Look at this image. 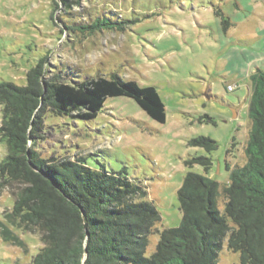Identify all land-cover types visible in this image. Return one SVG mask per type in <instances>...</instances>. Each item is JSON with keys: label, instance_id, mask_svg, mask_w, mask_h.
Instances as JSON below:
<instances>
[{"label": "rangeland", "instance_id": "1", "mask_svg": "<svg viewBox=\"0 0 264 264\" xmlns=\"http://www.w3.org/2000/svg\"><path fill=\"white\" fill-rule=\"evenodd\" d=\"M73 1L0 0V81L25 86L28 71L43 60L46 79L49 71L67 82L115 74L139 87H155L166 109L164 124L125 97L107 99L97 117L88 121L47 111L36 151L48 161L80 157L92 169L124 171L145 187L161 218L156 229L178 227L182 216L177 191L188 171L184 161L207 156L188 147L191 139L204 136L217 143L205 176L221 188L228 184L226 168L246 162L254 72L237 80L240 66L232 53L245 47V52L257 53L252 58H264L259 55L264 52V0ZM97 14L123 22L122 28L93 34L71 30ZM6 153L0 139V162ZM191 171L204 174L199 166ZM4 180L0 174V224L22 245L4 241L0 232V264H30L42 242L7 222L18 186L5 185ZM217 205L222 212V197ZM158 239V234L150 236L147 256ZM239 263L240 254L229 251L225 239L217 264Z\"/></svg>", "mask_w": 264, "mask_h": 264}, {"label": "trees", "instance_id": "2", "mask_svg": "<svg viewBox=\"0 0 264 264\" xmlns=\"http://www.w3.org/2000/svg\"><path fill=\"white\" fill-rule=\"evenodd\" d=\"M122 24L97 14L71 30L93 34ZM47 71L40 60L26 74L25 86L0 81V139L7 147L0 174L5 185L18 186L6 220L40 238L42 248L30 264H217L225 239L227 249L240 254L239 264H264V70L250 76L245 164L226 168L228 184L221 188L205 176L217 143L204 136L191 139L188 147L202 149L207 156L184 161L188 171L177 191L181 222L160 232L156 226L161 218L145 187L124 171L92 169L80 157L48 161L36 151L47 111L88 121L97 117L107 99L125 97L164 124L166 109L157 89L139 87L115 74L67 82L57 71H49L51 76L43 78ZM193 166L204 174L192 172ZM0 232L4 241L22 245L4 224ZM154 234L159 239L147 256Z\"/></svg>", "mask_w": 264, "mask_h": 264}, {"label": "crops", "instance_id": "3", "mask_svg": "<svg viewBox=\"0 0 264 264\" xmlns=\"http://www.w3.org/2000/svg\"><path fill=\"white\" fill-rule=\"evenodd\" d=\"M257 49L259 50V48L257 47ZM256 49V50H257ZM257 50V52H259ZM240 52H242L240 54ZM257 54L255 51H253V49H250L249 52H245V47H243L240 50H235L232 53V58H234V62L237 61L240 68L236 71L235 75L237 77V80H241L242 78H244L245 72H247V74L249 73H253L255 72V70L257 69H261L264 70V58L262 57H258V58H252V55ZM260 56L264 55V52H260L259 54ZM236 56V57H235ZM237 84V85H236ZM235 85L237 86L236 90L239 89L240 86L239 82L236 83ZM231 92H235V90L231 91Z\"/></svg>", "mask_w": 264, "mask_h": 264}, {"label": "built area", "instance_id": "4", "mask_svg": "<svg viewBox=\"0 0 264 264\" xmlns=\"http://www.w3.org/2000/svg\"><path fill=\"white\" fill-rule=\"evenodd\" d=\"M228 91H232V89L230 87H228Z\"/></svg>", "mask_w": 264, "mask_h": 264}]
</instances>
